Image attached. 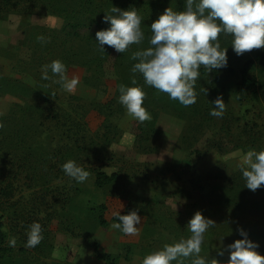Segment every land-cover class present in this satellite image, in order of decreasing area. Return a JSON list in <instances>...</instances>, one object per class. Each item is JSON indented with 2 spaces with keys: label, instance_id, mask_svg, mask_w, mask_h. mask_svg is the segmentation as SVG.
Instances as JSON below:
<instances>
[{
  "label": "rangeland",
  "instance_id": "1",
  "mask_svg": "<svg viewBox=\"0 0 264 264\" xmlns=\"http://www.w3.org/2000/svg\"><path fill=\"white\" fill-rule=\"evenodd\" d=\"M61 1L56 8L39 3L0 17V216L11 249L6 264H107L95 256L92 242L117 264H141L149 252L188 238L187 223L196 211L216 222L205 232L199 254L208 264L228 260L227 245L242 238L241 228L264 255V185L248 189L239 160L231 158L236 151L264 150V48L237 56L231 36L221 34L227 67L208 73L201 66L196 102L185 107L145 85L151 119L140 124L118 102V86H131L133 73L126 63L132 67L136 61L129 56L123 62L122 53L115 55L112 48L95 79L81 58L83 35L95 23L88 19L76 25L88 13L79 12L83 0L74 2L69 17L60 10L72 1ZM103 1L95 0L100 30L108 27L101 12L104 16L113 6L136 8L141 17L144 9L156 20L178 2L122 0L106 7ZM91 39L94 50L95 35ZM250 58L255 61L250 81L243 83L240 70ZM57 59L69 78L79 80L72 93L55 82L50 69V79L42 78L44 66ZM114 59L123 62V70L109 72ZM135 76L144 83L139 73ZM218 96L225 102L219 118L209 115ZM68 159L89 172L86 181L65 175L61 165ZM97 171L113 177L97 186ZM99 204L106 206V226L91 209ZM132 210L141 216L137 234L111 227L119 211ZM33 222L43 230L39 249L24 246Z\"/></svg>",
  "mask_w": 264,
  "mask_h": 264
},
{
  "label": "clouds",
  "instance_id": "2",
  "mask_svg": "<svg viewBox=\"0 0 264 264\" xmlns=\"http://www.w3.org/2000/svg\"><path fill=\"white\" fill-rule=\"evenodd\" d=\"M142 19L136 8L122 10L113 6L102 18L108 27L95 34L98 50L106 52L107 45L118 53H125L131 45H141L145 40ZM150 29L152 35L148 38V46L138 48L130 56L131 60L136 61L131 67V86H118V102L130 117L140 123L151 119L150 112L144 106L147 95L145 85L166 93L169 99L185 107L196 102V82L200 78L201 66L208 73L227 67V47L221 46V34L231 36L230 45L237 56L264 48V0H185L182 10L171 6L165 8L151 23ZM37 39L44 42L43 36ZM49 69L53 76L58 77L55 82L65 91L72 93L75 90L79 80L67 76L66 65L61 60H53L44 66L42 78L45 80L50 79ZM136 73L143 77V84L137 82ZM201 91L207 93L206 88ZM211 103L213 108L209 115L222 117L225 111L223 98L218 96ZM3 127L4 123L0 120V128ZM231 158L239 160L237 167L248 189L255 191L264 185V150L236 151L231 153ZM61 168L77 183L86 181L89 176V172L74 159H68ZM116 219L118 222L111 225L113 229L125 235L138 233L141 216L136 210L127 214L119 211ZM215 224L213 219L196 211L187 223L190 232L188 238L149 252L141 264H185L188 258H191L190 264H208L199 254L205 232ZM238 231L242 238L227 245L228 260L214 259L212 264H264V255L257 251L259 244L249 239L242 228ZM27 237L24 246L28 248L35 247L43 240L39 222L29 226ZM15 244L14 238L9 241V246L14 247ZM218 255L223 256L224 249H220Z\"/></svg>",
  "mask_w": 264,
  "mask_h": 264
},
{
  "label": "trees",
  "instance_id": "3",
  "mask_svg": "<svg viewBox=\"0 0 264 264\" xmlns=\"http://www.w3.org/2000/svg\"><path fill=\"white\" fill-rule=\"evenodd\" d=\"M65 0H62V2H64ZM68 1H72V4L70 6L67 5L66 6L62 5V8L60 10L61 13H65L66 17L71 16V14H73L76 10V6L74 4V2L76 0H68ZM80 1V0H79ZM122 0H104L103 4L106 7H112L113 5H115L116 3H119ZM59 0H49V2H46V0H0V17L2 16L3 13L5 12H9L12 11L14 9H22V10H31L32 8L36 7L39 3H45L47 4L49 7L51 8H56L58 5ZM70 3V2H69ZM123 2H121L122 4ZM184 3L185 0H178V2L176 4L173 5V9H178V10H182L184 7ZM80 5V13H84L85 11H88L87 14H84L81 18L80 21L77 20L76 25L81 26L82 24H84L88 19L91 20V23H95L94 25L97 26V29L94 28V25L89 24L87 26V32L86 34H84L83 36H85V38L83 39L84 42V52L81 56V58L83 59V64L82 65H86L87 69L86 71L91 74H94V78L98 79L95 74L98 71H101V69L104 67V63L109 61L110 59L108 58V56H112V47L105 45V51L106 52H100L98 50V48H92V46H94V41H92L91 37L94 36L96 34V30H100V22L99 19H97L98 14V8H96L95 6V0H83L79 2ZM61 7V6H60ZM94 8V9H93ZM144 9L142 10V24H141V28L142 31L144 32L145 35V40L143 41V43L141 45H136L133 48H131V50L127 51L128 54L122 53V60L124 62V60L126 58H129V56H131L132 52L136 51L138 48H146L148 46V38L152 35L150 26L151 23L154 21L152 20V18L148 15H145L144 13ZM94 14V15H93ZM101 19H102V12L100 15ZM74 18V16L72 17ZM89 45V46H88ZM97 44H95L96 46ZM98 47V46H96ZM113 53H116L115 50H113ZM99 54V55H98ZM118 53H116L115 55H117ZM88 55H90L88 57ZM256 55H260V53L257 52ZM126 61V60H125ZM123 62L118 63V59H114L112 60L109 64V72L114 70H117L118 67L121 68V70H123L124 68L121 67V65L123 64ZM254 59L250 58L249 60H247L242 69L240 70L241 72V77H242V82L243 83H249L250 79L248 78V74L250 73V70L253 68L252 66H254ZM126 67L129 68L131 70V64L126 63ZM126 73V71L124 72ZM98 74V73H97ZM89 75V76H90ZM140 75V74H139ZM88 76V77H89ZM141 78H143L140 75ZM140 123V122H139ZM141 124V123H140ZM146 125H148L149 123H145ZM113 176H107L104 172L101 171H97L96 173V184L97 186H103L104 184H106L108 181L111 180ZM6 195V194H5ZM92 211L97 215L98 219H99V223L101 224V226H106L107 225V221L103 218V212L106 209L105 204H99L95 207L91 208ZM125 214V213H123ZM113 219L118 222V220L116 219V215L113 217ZM6 239H7V235L3 230V221L2 218L0 216V264H6V258L9 256V252L11 249L8 248L7 244H6ZM43 244V241H41L38 245H36L35 247H33V249H39L40 246ZM91 246L93 248V251L95 253V256L100 259L103 260L105 263L107 264H117L116 263V257L112 256L110 253H106V252H102L99 249V246L96 242H92ZM7 264H12L11 262L8 261Z\"/></svg>",
  "mask_w": 264,
  "mask_h": 264
}]
</instances>
